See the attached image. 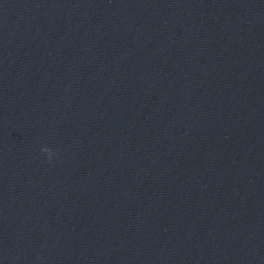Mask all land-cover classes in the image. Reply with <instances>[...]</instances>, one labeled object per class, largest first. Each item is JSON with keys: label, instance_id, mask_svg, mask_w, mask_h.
Returning a JSON list of instances; mask_svg holds the SVG:
<instances>
[{"label": "water", "instance_id": "obj_1", "mask_svg": "<svg viewBox=\"0 0 264 264\" xmlns=\"http://www.w3.org/2000/svg\"><path fill=\"white\" fill-rule=\"evenodd\" d=\"M0 264H264V0H0Z\"/></svg>", "mask_w": 264, "mask_h": 264}, {"label": "clouds", "instance_id": "obj_2", "mask_svg": "<svg viewBox=\"0 0 264 264\" xmlns=\"http://www.w3.org/2000/svg\"><path fill=\"white\" fill-rule=\"evenodd\" d=\"M41 151L44 152V153H47V154H48V159H49V161L52 160V158H53V156H54V152H53L52 149L45 147V148H43Z\"/></svg>", "mask_w": 264, "mask_h": 264}]
</instances>
